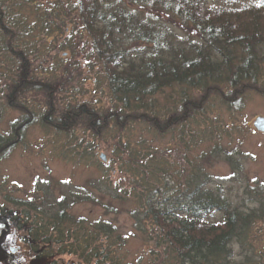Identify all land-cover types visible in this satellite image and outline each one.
Segmentation results:
<instances>
[{"label": "trees", "instance_id": "16d2710c", "mask_svg": "<svg viewBox=\"0 0 264 264\" xmlns=\"http://www.w3.org/2000/svg\"><path fill=\"white\" fill-rule=\"evenodd\" d=\"M234 3L0 0V122L16 112L0 131V162L37 125L100 168L82 188L43 179L24 196L0 179V218L35 261L124 264L119 227L73 212L90 202L104 216L132 206L148 264H264V181H243L234 203L209 170L218 158L229 180L241 169L214 105L235 114L264 96V0Z\"/></svg>", "mask_w": 264, "mask_h": 264}, {"label": "rangeland", "instance_id": "374dc122", "mask_svg": "<svg viewBox=\"0 0 264 264\" xmlns=\"http://www.w3.org/2000/svg\"><path fill=\"white\" fill-rule=\"evenodd\" d=\"M232 1L236 5L255 0ZM75 58L79 60L80 64L83 63L80 55ZM81 73L85 76V70ZM86 83L85 88L92 96L93 86L90 78L86 80ZM62 94L66 95L65 90ZM28 97L27 99H29ZM92 97L94 98L95 95ZM14 116H16V112L9 110L0 122V131L5 130L7 120ZM211 117H215V120L222 124L221 143L225 150L234 152L236 155L234 157L239 161L241 169L235 178L229 180L226 178L230 173L229 166L225 160L218 158L212 161L209 170L214 178L220 177L219 180L222 181L225 195L236 203L242 199L240 187L243 186V181L244 183L251 182L253 179L264 181V131H258L253 127V122L257 117H264V96L257 93L248 95L243 106L235 114H230L224 107L215 104L211 111ZM65 140L66 138L63 136L56 137L37 125L32 126L24 135V144L15 148L7 158L0 162V179H5L6 186L13 190V195L24 196L30 194L34 185L43 179H50L51 185L59 183V181L65 182L69 186L66 187L67 189H74L82 188L87 180L99 178L100 168L70 156V152L67 151L69 145L68 142L65 143ZM162 143H157L156 146ZM102 147L100 144L97 157L99 154H103L109 160V157L102 152ZM58 187H52L54 196L60 194ZM60 189L65 191L64 187H60ZM131 207L128 204L118 208L117 214L104 216L100 206L85 202L76 204L73 207V212L87 218L101 216L112 220L119 227L120 232L127 236V242L122 250L124 264H148L152 259L148 256L150 245L134 229L133 220L127 212ZM0 223L4 224L6 238H10L12 241L10 246L14 249L19 248L16 253L11 255V264H44L42 261H35L22 240L23 233L18 232L7 217L0 218ZM64 260L75 261L73 257L69 256Z\"/></svg>", "mask_w": 264, "mask_h": 264}, {"label": "flooded vegetation", "instance_id": "af4514ba", "mask_svg": "<svg viewBox=\"0 0 264 264\" xmlns=\"http://www.w3.org/2000/svg\"><path fill=\"white\" fill-rule=\"evenodd\" d=\"M1 225L2 223H0V264H11V255L16 253L17 249L19 248L17 247L14 249L12 246H10L12 241L10 238H6L7 234L4 233L5 227Z\"/></svg>", "mask_w": 264, "mask_h": 264}, {"label": "water", "instance_id": "95a60500", "mask_svg": "<svg viewBox=\"0 0 264 264\" xmlns=\"http://www.w3.org/2000/svg\"><path fill=\"white\" fill-rule=\"evenodd\" d=\"M253 127L258 130V131H264V117H257L255 119V121L253 122ZM100 159L101 161H105V156L104 155H100ZM1 226L4 227V225L2 224Z\"/></svg>", "mask_w": 264, "mask_h": 264}]
</instances>
